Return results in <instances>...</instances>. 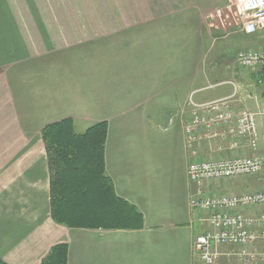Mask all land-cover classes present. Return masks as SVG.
<instances>
[{"label": "crops", "instance_id": "0c3cea01", "mask_svg": "<svg viewBox=\"0 0 264 264\" xmlns=\"http://www.w3.org/2000/svg\"><path fill=\"white\" fill-rule=\"evenodd\" d=\"M226 1L0 0V264H42L59 243L68 264H192L202 226L189 209L191 99L230 97L257 125L256 149L204 132L198 160L264 153V70L236 61L241 50H264V35L212 21ZM69 117L80 132L108 123L106 172L142 212V228L53 220L42 130ZM245 179L206 190L262 187L260 176Z\"/></svg>", "mask_w": 264, "mask_h": 264}, {"label": "built area", "instance_id": "2783aa9c", "mask_svg": "<svg viewBox=\"0 0 264 264\" xmlns=\"http://www.w3.org/2000/svg\"><path fill=\"white\" fill-rule=\"evenodd\" d=\"M225 7L237 16L235 23L241 32H264V0H227ZM224 9H219L218 15ZM236 61L241 67L264 70V50H241ZM229 98L204 103L191 99L192 118L184 125L190 158L187 176L193 186L189 209L200 214L202 226L193 237L192 264H264V212L251 213L264 210V153L198 160L195 151L205 134L233 139L232 146L245 139L251 148H257L255 113L234 112ZM249 176H260L262 187L242 193L206 190L212 182Z\"/></svg>", "mask_w": 264, "mask_h": 264}, {"label": "trees", "instance_id": "16d2710c", "mask_svg": "<svg viewBox=\"0 0 264 264\" xmlns=\"http://www.w3.org/2000/svg\"><path fill=\"white\" fill-rule=\"evenodd\" d=\"M106 121L78 131L73 118L46 125L42 137L50 172L53 220L69 228L140 229L144 216L120 197L106 172ZM67 243L54 245L42 264H68Z\"/></svg>", "mask_w": 264, "mask_h": 264}, {"label": "rangeland", "instance_id": "374dc122", "mask_svg": "<svg viewBox=\"0 0 264 264\" xmlns=\"http://www.w3.org/2000/svg\"><path fill=\"white\" fill-rule=\"evenodd\" d=\"M226 3H227V1H226ZM226 6V5H225ZM224 6V7H225ZM219 10V9H218ZM218 10H216L215 11V13H216V17L214 16V17H211L210 16V18L211 19H213L212 21H214V20H217V21H219V22H221V21H224L225 22V26H226V29H228V30H232V29H234V27H233V25H235L234 23L236 22V20H237V16L233 13V11H229L226 7H225V9H224V13L222 14V15H218ZM210 19V20H211ZM236 26V25H235ZM260 35H264V32H261V33H259ZM161 137V139H163V135H161L160 136ZM246 177H239V178H235V179H231V180H229L230 182H234V185H241L243 182H245V179ZM187 181H188V184H189V186L191 185L192 186V184L189 182V180H188V178H187ZM228 181V182H229ZM261 212H264V210H261L260 211V213Z\"/></svg>", "mask_w": 264, "mask_h": 264}]
</instances>
